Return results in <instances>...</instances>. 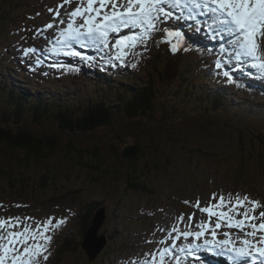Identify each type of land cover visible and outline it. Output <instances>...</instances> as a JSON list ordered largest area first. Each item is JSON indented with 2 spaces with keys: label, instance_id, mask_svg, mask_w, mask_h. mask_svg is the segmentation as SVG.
Instances as JSON below:
<instances>
[{
  "label": "rangeland",
  "instance_id": "1",
  "mask_svg": "<svg viewBox=\"0 0 264 264\" xmlns=\"http://www.w3.org/2000/svg\"><path fill=\"white\" fill-rule=\"evenodd\" d=\"M61 4L62 0H0V127L5 124L4 111H14L6 88L17 87L19 82L25 81L22 88H15L17 92L23 91L34 99L38 95V91L29 92V89L33 88V83L28 82L30 76L27 75V69L36 75L43 74V70L48 68L67 74L65 67L51 66L61 61L68 64H73L74 61V65H78L79 68L86 71L91 69L94 72L101 69L98 63L100 61L105 60L104 68L108 66L104 58L106 51L103 49L74 45L77 51L93 57L88 61L50 51L56 46L55 37L59 36L62 27H67L66 24H59L57 21L67 19L66 11L70 12L76 6L75 0L63 7H60ZM166 10L174 13L170 8ZM56 11H59L61 16L56 17ZM183 15L188 17L187 12ZM197 18L201 20L202 25L208 27L205 24V17ZM175 19V22L178 21L181 25L175 24L183 29L182 35L179 36L180 41L184 43L182 37H188L192 43L198 41L203 44L204 52L207 50V53L213 52L215 55L212 57L210 54L206 57L207 60L217 59V55L219 60L224 59L225 61L220 60L221 69L213 66L214 73L216 72L221 80L224 76L221 71H225L226 68L233 74L243 73V80L246 81L243 87L235 86L238 83L237 78H228L225 83L214 80L213 83L207 76L211 73L210 70L202 73L200 77V82L208 85H203V89L209 91L211 95L218 93L221 88L232 89L228 92V98L219 96V101L214 94L215 99H211L203 91L197 94V97L199 94L202 97L197 98L196 92L201 84L196 78L191 84L186 83L189 85V88H186L188 90L183 89L186 90L187 99L181 98V82L178 78L173 82L169 81L168 84L159 83L163 90L156 101L152 116L130 120L121 111H115L109 116L111 125L93 131L84 129L83 132L65 133L50 121H45L42 125H33L28 122L31 119L28 110H24L22 116L26 123L17 125L14 118L11 119L12 122L8 121L10 125L15 126V130L21 126L34 131L41 139L52 136L58 139L56 143L59 142V150L44 161L45 163L43 159L33 155L29 164L25 165L21 173L26 178L29 176L27 188L21 189L17 186L10 188L8 182L0 178V217L20 216L22 218L20 223L24 225L46 222L50 216L57 220L66 218V223L51 231L53 239L46 245L48 260L41 259V264H130L133 260H150L151 257H146L145 253L153 251L156 252V264H160L159 253L165 247L170 248L175 244L182 248L190 242L196 255L188 256L182 251L176 254L186 264H204L203 261L207 260L216 264L260 263L259 260L252 258L249 260L245 258L243 261L232 258L231 262L222 257L224 251H231L230 247H222L219 243L225 239L223 233L229 231L226 228L216 230L218 235L215 238L206 233L198 240L194 237L185 239L180 236V232L172 230L173 228L180 231L201 230L196 225L206 221L208 217L195 208L194 204L197 199L202 205L205 204L213 193L223 194L226 198H229V193H239L241 197L247 194L253 200L264 203V74L247 66L244 70H239L236 62L229 59L231 53L227 51L229 46L224 40L222 42H225V50L221 49L222 43L216 45L209 39L203 40V43L202 39L196 40L190 25L175 13L167 21L161 20L160 26L179 32L173 23ZM189 20L195 21L196 17ZM49 23H53L54 27L47 28L46 25ZM199 27H195L197 34H200ZM206 31L212 34L210 28ZM139 32V29H123L121 34L133 36ZM114 36L118 38V34ZM208 36L220 39L218 36ZM177 38L156 33L148 40L146 47L137 45L135 50L126 49L129 52V56L126 57L127 66L107 69L118 74L129 70L132 74L128 76L146 82L149 80V73H155V69L162 70L158 63ZM5 47L9 48L6 51L8 55L5 54ZM29 47L35 48L36 52L25 55L24 50ZM210 48L213 49L208 50ZM49 54L54 55L55 59ZM11 56H16L17 60L19 57V64L12 65L11 68V64L1 63L6 57ZM131 63H136L137 67L132 68ZM228 65L233 67L229 68ZM141 68H144L143 71H139ZM167 69L172 70L168 67ZM102 72L107 77L102 82L96 81V76L92 79L82 77L81 88H77V94L82 92L84 95L94 94L90 99L92 102L102 98L105 104L111 105L116 98L112 84L118 86V81H113L114 75L110 76L108 71ZM7 77L10 78L8 82ZM158 78L155 83L163 82L159 76ZM64 82L68 87L72 84L71 79ZM42 88L44 91L49 88L56 97L60 95L56 85H50L48 88L44 85ZM177 88L178 93H175ZM234 90H243L245 94ZM48 96L50 95L46 94V97ZM200 99L204 104L199 102ZM216 102L223 103L221 108L226 111L218 113ZM124 137L131 143L137 141L145 145L140 154L141 162L134 167L135 171L143 173L136 176L133 174V168L120 156L117 139ZM181 140L186 142L188 150L192 153L181 155V150L180 152L173 150L175 146L181 148ZM112 142H116L115 147L108 145L113 144ZM71 146L77 150L71 149ZM3 147L5 154H0V164L13 169V165L16 166L17 163L10 161L9 158L17 160L24 152L13 149L12 143L4 144ZM196 148L199 149L195 150ZM96 151L99 153L97 157L94 155ZM156 156L158 162H154ZM46 174H48L46 185L42 188L36 187L37 184L42 185L40 177ZM131 174L133 178H130ZM134 178L136 185L140 184L144 190H135V184H131ZM185 201L192 203L186 204ZM261 210L264 208L258 209L257 212ZM193 213L195 218L191 228L188 223H181L178 219L181 214L186 219ZM88 214L90 217L88 244L94 251L100 250L93 260L89 259L94 257V251L88 255V250L81 246L83 238L79 235L83 232L82 227L87 225ZM24 217L36 219L25 220ZM259 222L258 220L257 223ZM231 231L233 235L230 239L239 246L236 230ZM94 236L106 239L100 238L97 241V237ZM174 236L180 238L173 239ZM61 248L69 251L62 254ZM164 264H176L175 258L166 256Z\"/></svg>",
  "mask_w": 264,
  "mask_h": 264
},
{
  "label": "snow or ice",
  "instance_id": "2",
  "mask_svg": "<svg viewBox=\"0 0 264 264\" xmlns=\"http://www.w3.org/2000/svg\"><path fill=\"white\" fill-rule=\"evenodd\" d=\"M70 3H73V0H62L60 7ZM75 4L76 6L66 13L67 19L57 21L59 24H66L67 27L61 29L59 36L55 37L56 46L50 49L51 52L88 61L93 57L77 51L74 45L103 49L106 51L104 58L108 64L113 67L127 66L126 57L129 56V52L126 49L135 50L137 45L146 47L148 40L156 33L173 38L182 35L160 26L161 20L167 21L174 15L173 12L161 7L167 4L172 8H180L182 15L186 11L189 19H194L195 16L206 17L205 24L214 36H218L229 46L227 49L231 53L229 59L236 62L239 70H244L247 66L264 74V0H75ZM55 16L59 17L61 13L56 11ZM46 27L51 29L54 24L49 23ZM123 29H139L140 32L133 36L122 35ZM114 34H118V38ZM185 48L186 45L179 39L171 44L174 53ZM221 49L225 50L224 44H221ZM24 52L28 55L35 53L36 49L29 47ZM51 66L64 67L61 64ZM131 67L135 68L137 64L131 63ZM215 68L221 69L222 63L215 62ZM223 75L231 78L232 74L225 70ZM228 197L213 193L203 205L197 199L194 207L208 217L206 221L196 225L201 230L180 231L177 228L172 230L180 232V236L185 239L194 237L198 240L206 233L215 238L218 235L216 230L226 228L229 231L223 233L225 239L219 241L222 247H230L238 259L250 257L264 264V210L257 212L258 209L264 208V203L253 200L247 194L241 197L239 193H229ZM194 218L195 213L189 214L186 219L181 214L178 219L181 223H188L191 228ZM21 219L20 216L0 217V264H41V259L47 261L46 245L53 239L50 233L66 223V218L57 220L50 216L46 222L24 225L20 223ZM233 229L236 230L239 246L230 239ZM176 247L177 245L173 244L171 248L165 247L160 251V264H164L166 256H173L176 264H186L172 251ZM180 251L186 252L188 256L196 255L191 242L180 248ZM145 256L151 259L133 260L130 264H156V252L145 253Z\"/></svg>",
  "mask_w": 264,
  "mask_h": 264
},
{
  "label": "trees",
  "instance_id": "3",
  "mask_svg": "<svg viewBox=\"0 0 264 264\" xmlns=\"http://www.w3.org/2000/svg\"><path fill=\"white\" fill-rule=\"evenodd\" d=\"M4 50L5 54L8 55L6 49ZM168 57L172 59V61L168 59ZM16 58V56H11V58L6 57L1 63L11 64L12 68V65L16 66L17 64H19L18 61H20V58L18 57V60ZM202 59V57L195 58L194 52L187 46L185 50H179L175 53L171 49H169L167 50L166 55L163 56V58L158 63V66H160L162 70L157 71L155 69L154 72L157 73L160 77V80L165 82L166 84H168L172 78L177 77L181 82V93L185 94V91L188 90L186 88L189 86L186 83L191 84L195 78L196 81L200 82V72H203V70L207 67H212L211 65L207 66L201 63V61H203ZM167 67L171 68L172 70H168ZM193 69H195L197 77L195 74L190 73V71H192ZM68 71L70 75L69 79L72 80V84L69 85V87L65 84L63 79H60L58 77V73L52 68L44 69L43 74L38 75L32 74V71H30V69L29 71L27 70V74H29L30 76L28 78V82L33 83V88L29 89V92L33 93L38 91V95L35 97V99L31 98L23 91L17 92V90L15 89L22 88L25 84V81L19 82V85H17V87L11 86V88H6L7 86L5 85L6 90H8L9 101L12 105H14V111L12 110L11 112H8L10 111L8 110L4 111L3 113V120L5 124L0 127V154H5L3 147L4 144L10 145V143L14 145L13 149H18L24 152V155L18 156L21 158H17V160L10 159L11 157L9 158L10 161H16L17 163L16 166L13 165V169H10V166L8 165L3 164L1 166L0 164V178L5 179L6 182H8L10 188L17 186L21 189H25L29 186V176H27L26 178L21 172L24 169L25 165L29 164L28 162L29 160H31V157L33 155L38 159H43V163H45L44 161L50 159L59 150V142L56 143V140L58 141V139L52 136L41 139L36 136L34 131H29L21 126H19L18 130H15V126H12L8 123V121L12 122V118L15 119V124L17 125H20V123H26V121H24L22 118L24 110H28L30 112L29 116L31 119L28 122L33 125H42L45 121H50L51 123H55L57 128L64 131L65 133H76L83 132L84 129L93 131L94 129H101L103 127L111 125L109 124V116H111L115 111H121L130 120H135V118L138 117L152 116L156 101L160 96L159 88L157 86V83L160 81L155 83V81L159 79L155 73H149V80L145 82L142 80H134L133 78L128 76V74L132 73L124 72L123 74H121L122 72H119V74H121L119 75L116 72L113 81H118V86L115 89L116 98L113 99L112 104H105V100H103L102 98L93 100L94 102H92L90 99H92L94 94L84 95L83 92L77 94V88H81V78L83 77L85 79H92L93 76H96V81L102 82L103 79L107 78L106 74L88 73L87 78L86 74L82 73V69L79 68L78 65H70L68 67ZM15 72L18 75H22L19 71ZM111 74L112 73L109 72V75ZM236 78L238 80V83H236L235 86L240 88L239 86L242 85V82L240 78ZM213 79L216 80V78ZM8 81H10V78L7 77L6 82ZM200 84L201 88H199L198 90H200V92L203 91L204 93H207L208 98L215 99L216 96L214 94L211 95L209 91L203 89V85L205 84H203V82H200ZM44 85L46 87L50 85H56L58 91L60 92V95L55 98H53L52 96L46 97V94L50 95L51 93L48 89L45 91L43 90L42 86ZM217 92V96L219 95L225 97L224 88L221 91ZM199 97L201 98L202 96L199 94L197 98ZM185 98L187 99L188 97ZM204 99L205 97L202 100ZM217 99L220 101V98ZM202 100L200 99L199 102L204 104ZM211 101L212 100H210V102ZM244 103L246 102L244 101ZM215 104H217L216 106L218 107L223 106V103L220 102H216ZM15 107L17 108L15 109ZM252 109L253 108H251V110ZM117 140V145H119L120 149V156L126 163L131 166V168H133V174L136 176L138 173H143L141 171H135L134 167H136L137 164L141 162L142 158H140V154L145 145H141L137 141L131 143L125 137L119 138ZM112 143L113 144L108 145L115 147L116 142ZM71 149L77 150L73 146H71ZM95 149L96 148H94V151ZM198 149L199 148H196L195 150ZM173 150L176 152H180L181 150V155H188L192 153L188 150L187 144L184 140H181V148L179 146H175ZM94 155H96L97 157V155L99 156V153H97L96 151ZM6 159H8L7 155ZM155 159L156 161L154 162H158L157 160L159 159H157V156ZM131 177L132 174L130 175V178ZM47 179L48 174L41 175L40 182H42V185L37 184L36 187H44L46 185L45 181ZM131 184H135L134 188L136 191L144 190L143 188H141L140 184H138V186L136 185L135 178L131 182ZM87 218V225L86 227H82L83 232L82 234L81 232L79 234L82 238L85 234V229H87L89 226V214L87 215ZM71 248H73L72 241ZM60 251L62 254H64L65 252H68L69 249L61 248ZM211 263L213 262L210 261L208 264Z\"/></svg>",
  "mask_w": 264,
  "mask_h": 264
},
{
  "label": "bare ground",
  "instance_id": "4",
  "mask_svg": "<svg viewBox=\"0 0 264 264\" xmlns=\"http://www.w3.org/2000/svg\"><path fill=\"white\" fill-rule=\"evenodd\" d=\"M66 13H67V11H66ZM63 14V13H62ZM65 17V16H64ZM61 18V17H60ZM66 18V17H65ZM56 21V20H55ZM65 27H62V29H64ZM207 30V28L205 29V31ZM214 44V43H213ZM206 46V45H205ZM214 47H215V45H214ZM210 49H213V48H210ZM206 52V51H205ZM205 52H203V51H199L198 53H201V54H205ZM213 52H211L210 54H211V56L212 57H214L215 55L214 54H212ZM212 61H213V66H214V68H215V62H217V61H220L219 60V58H218V55H217V59H212ZM208 71V70H207ZM215 71V69L213 70V72ZM222 78H223V76H222ZM243 87V86H242ZM245 88V87H244ZM221 90H222V88H221ZM221 90H218V91H221ZM232 90V89H231ZM215 95H216V92L214 93ZM217 96V95H216ZM218 98H220L219 97V95L217 96ZM260 107V106H259ZM259 107H257V108H259ZM256 108V109H257ZM86 233H85V235L83 236V242H87V243H89V241L88 240H90V237H89V228H87V230L85 231ZM95 239V238H94ZM205 244V243H204ZM194 246V245H193ZM171 248V247H170ZM180 248H181V246H178V247H176V248H173L172 249V251L173 252H175L176 254H178L179 252H181L180 251ZM198 248V247H197ZM178 250V251H177ZM177 251V252H176ZM207 254H204V256H206ZM222 257H224V258H226V259H232V258H236L235 257V255L233 254V253H231V252H229V251H224L223 253H222ZM238 259V258H237ZM245 259V258H244ZM240 260H242L243 261V259H240ZM246 260H249V258H246ZM209 260H207V261H203V263L205 264H207V263H209L208 262ZM256 263V262H255ZM260 264V263H259Z\"/></svg>",
  "mask_w": 264,
  "mask_h": 264
},
{
  "label": "water",
  "instance_id": "5",
  "mask_svg": "<svg viewBox=\"0 0 264 264\" xmlns=\"http://www.w3.org/2000/svg\"><path fill=\"white\" fill-rule=\"evenodd\" d=\"M94 237H95V238L97 237V241H98V239H100V237H98V236H94ZM101 239H104V238L101 237ZM82 248H84L85 250H88V255H90L91 252L94 251V250H93V247H90L89 244H88L87 242H83V243H82ZM88 248H89V249H88ZM99 251H100V250H95V251H94V257L90 258V260L94 259V258L98 255Z\"/></svg>",
  "mask_w": 264,
  "mask_h": 264
},
{
  "label": "flooded vegetation",
  "instance_id": "6",
  "mask_svg": "<svg viewBox=\"0 0 264 264\" xmlns=\"http://www.w3.org/2000/svg\"><path fill=\"white\" fill-rule=\"evenodd\" d=\"M86 227V226H85Z\"/></svg>",
  "mask_w": 264,
  "mask_h": 264
}]
</instances>
